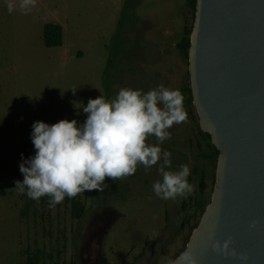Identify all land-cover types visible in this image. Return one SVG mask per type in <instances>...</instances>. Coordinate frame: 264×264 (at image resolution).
Wrapping results in <instances>:
<instances>
[{
  "label": "rangeland",
  "instance_id": "rangeland-1",
  "mask_svg": "<svg viewBox=\"0 0 264 264\" xmlns=\"http://www.w3.org/2000/svg\"><path fill=\"white\" fill-rule=\"evenodd\" d=\"M191 1L37 0L31 13L10 14L0 0V264H168L184 250L216 172L186 91L188 58L177 47L193 25ZM47 23L62 27L61 46L44 45ZM104 82L109 100L121 87L146 92L164 84L182 92L188 122L173 125L161 147L172 154V170L189 166L194 194L157 197V166L142 165L51 209L47 197L37 203L17 192L21 154H35L33 122L82 124L88 99L105 97ZM72 199L85 205L80 219L71 216Z\"/></svg>",
  "mask_w": 264,
  "mask_h": 264
},
{
  "label": "water",
  "instance_id": "water-1",
  "mask_svg": "<svg viewBox=\"0 0 264 264\" xmlns=\"http://www.w3.org/2000/svg\"><path fill=\"white\" fill-rule=\"evenodd\" d=\"M188 68L218 155L210 200L174 264H188L184 253L196 264H264V0H196ZM229 237L228 255L212 248Z\"/></svg>",
  "mask_w": 264,
  "mask_h": 264
},
{
  "label": "clouds",
  "instance_id": "clouds-1",
  "mask_svg": "<svg viewBox=\"0 0 264 264\" xmlns=\"http://www.w3.org/2000/svg\"><path fill=\"white\" fill-rule=\"evenodd\" d=\"M36 3L37 0H7L6 7L10 14L14 10L29 14ZM82 110L87 117L80 125L75 119H60L52 124L33 122L35 154L27 159L21 154L19 170L23 180L15 181L19 194L26 193L37 203L47 197L51 209L65 197L103 191L108 186L106 180L134 175L141 165L145 171L157 166L160 179L152 185L157 197L175 200L194 194L195 187L188 181L189 166L181 164L172 170V154L161 147L171 139L169 129L173 125L188 122L179 89L164 84L146 92L121 87L110 100L102 95L89 98ZM151 137L156 143L149 142ZM230 243V237L222 244L213 241L212 248L228 255ZM231 254L235 255L234 250ZM183 259L196 264L189 253H184Z\"/></svg>",
  "mask_w": 264,
  "mask_h": 264
},
{
  "label": "trees",
  "instance_id": "trees-1",
  "mask_svg": "<svg viewBox=\"0 0 264 264\" xmlns=\"http://www.w3.org/2000/svg\"><path fill=\"white\" fill-rule=\"evenodd\" d=\"M190 5H191V8H192L193 20H194L196 0H192ZM191 29H192V27L185 31V34L182 37L181 41L177 44V47L179 48L180 52L182 54H184L185 57H187V58H188L189 47H190V33H191ZM119 33H120V30H119L117 35H119ZM62 41H63V39H62V27L59 24L47 23V24L44 25V27H43V42H44V45L46 47L61 46L62 45ZM112 63H113V59L110 58L108 60L109 67H110V65ZM107 74H108V69L105 71V76ZM186 91H187V93L189 95V99L192 100L191 94H190V89H189V84H188V86L186 88ZM104 92H105V98L109 99L110 87H109V85L106 82H104ZM201 134H202V136L204 138L208 139L211 142L210 136L208 134H205L203 132H201ZM210 146L213 149V152L215 154V158H217L218 150L212 145V143L210 144ZM205 206H206V204L204 202H202L201 205H200V208H199L202 213H203V211L205 209ZM84 210H85V205H84L83 202H81L78 199H72L71 200V216H72V218L80 219L82 217L83 213H84ZM29 263H32L31 260L29 261ZM34 264H35V262H34Z\"/></svg>",
  "mask_w": 264,
  "mask_h": 264
}]
</instances>
